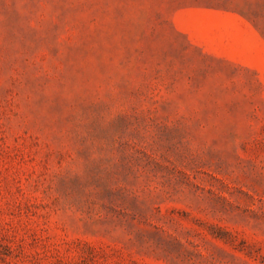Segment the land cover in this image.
Wrapping results in <instances>:
<instances>
[{
    "label": "rangeland",
    "instance_id": "374dc122",
    "mask_svg": "<svg viewBox=\"0 0 264 264\" xmlns=\"http://www.w3.org/2000/svg\"><path fill=\"white\" fill-rule=\"evenodd\" d=\"M0 264H264V0H0Z\"/></svg>",
    "mask_w": 264,
    "mask_h": 264
}]
</instances>
